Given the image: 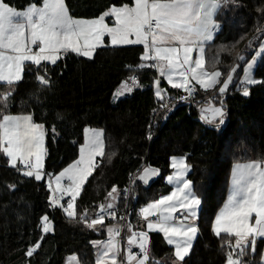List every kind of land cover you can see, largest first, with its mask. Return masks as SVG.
<instances>
[{"label":"trees","instance_id":"obj_1","mask_svg":"<svg viewBox=\"0 0 264 264\" xmlns=\"http://www.w3.org/2000/svg\"><path fill=\"white\" fill-rule=\"evenodd\" d=\"M7 2L23 9L33 0ZM123 3L131 4V0H65L74 18H94L109 6ZM261 8L264 0H232L219 10L215 17L219 29L205 44L203 57L207 70L221 71L220 84L234 72L231 82L224 94L218 92L220 84L207 91L195 90L189 99L190 108L176 103L165 121L169 109L162 106L164 98L180 97L185 92L169 87L154 67L141 61L142 45L105 44L97 48L92 59L69 52L55 65L42 62L40 73L48 69L50 87L38 84L37 66L27 63L22 80L14 85L8 112L31 114L34 122L45 125L44 177L40 181L26 177L22 166L12 168L5 157H0V264H64L71 254L77 255L80 264H95L91 242L104 236L103 227L111 221L89 229L79 215L87 210L88 218L93 217L116 186L119 195L114 210L126 206L132 229L144 230L139 209L170 190L164 178L171 171L170 158L176 155L184 156L190 165L187 177L202 200L196 220L198 234L183 264H226L229 246L225 241L234 244L235 238L224 233L218 237L211 226L226 199L231 166L264 158V83L246 85L248 96L239 85L243 65L264 40ZM142 63L147 66L140 68ZM132 76H136V87L113 101L116 88ZM253 77L264 81V51ZM156 80L164 94L162 99L154 90ZM7 89V84L0 83V92ZM37 92L39 103L34 96ZM207 98L223 106L222 124L220 118L212 124L196 119L201 99ZM86 127L102 130L105 155L96 158V167L75 201L77 217L70 219L63 203L51 206L45 177L77 158ZM143 165L159 171L147 185L136 177ZM129 180L130 195L125 200L122 187ZM42 216L52 222L51 232L41 231ZM147 235L149 264H173V249L161 233L148 231ZM37 241L40 246L27 257L25 252ZM263 248L264 238H258L254 256L249 248L243 259L260 264Z\"/></svg>","mask_w":264,"mask_h":264},{"label":"snow or ice","instance_id":"obj_2","mask_svg":"<svg viewBox=\"0 0 264 264\" xmlns=\"http://www.w3.org/2000/svg\"><path fill=\"white\" fill-rule=\"evenodd\" d=\"M230 2L232 0H131V4L111 5L98 17L83 19L70 15L65 0H33L23 10H17L7 0H0V82L8 85L7 90L0 92V153L7 158L8 165L17 169L19 165H24V176L34 177L37 181L42 179L46 154L45 125L34 122L31 114L12 115L8 112L14 85L22 80L26 62L37 66L38 84L50 87L48 69L45 67L44 72L40 73L42 62L55 65L63 54L69 52L92 59L107 36L113 46L143 45L141 61H154L151 67L165 76L173 88H185L192 95L193 90L189 88V84L190 81H195L207 91L215 88L222 73L219 70L208 72L205 69L204 45L213 40L214 32L219 29L215 20L217 13ZM258 11L264 16V8ZM106 17L114 20L111 26L105 22ZM33 46H36L35 49ZM194 48L199 49L195 66L191 62ZM261 50L264 51V44L261 45ZM146 66L142 63L139 67ZM244 71L247 85L264 83L253 77V62H249ZM173 75H178L180 81H174ZM131 79L136 83L135 77ZM231 79L230 72L219 87L220 94L225 93ZM158 83L157 81L156 96L162 99ZM124 87L131 91L126 85ZM243 95H249L248 87H244ZM34 96L39 103V93ZM218 117L222 124V105L216 107L208 104L201 109V119L206 123L211 124ZM88 131L85 129L86 134ZM103 155L105 144L102 133L93 130L91 136L86 135L85 143L80 147L79 159L55 177L56 188L53 195L49 196L51 206L60 205V197L55 193L69 195L71 199L64 212L68 218L75 219L77 212L74 202L96 167L95 157ZM171 160V167L175 171L167 177V181L175 184L173 191L141 207L139 215L147 222L149 230L162 232L167 243L174 247L173 264H183L198 232V226L193 221L198 219L202 200L193 182L186 178L190 165L185 162L184 157L173 156ZM157 174V169L146 167L139 179L147 185L150 177ZM64 179L69 181L66 187L61 184ZM52 183L50 179V190ZM10 187L14 188L15 185ZM118 195L117 187L113 186L108 198L116 199ZM113 208L112 203L106 206L101 204L96 218L89 221L85 210L79 215V220L87 228L94 229L103 224L105 212L115 218ZM178 208L186 213L181 221H176L173 217ZM150 217H156L155 221L150 220ZM41 220L42 231H51L48 217L44 216ZM128 227L131 232L128 245H135L139 253L132 251L131 247L121 253L115 240V236L120 235V229L109 227L108 241L91 242L94 247L102 245L97 252L96 264H149L147 233H137L131 224ZM211 227L218 237L224 233L235 238L234 244L231 240L225 241L229 246L226 264H251L243 258L248 254L249 248L254 256L258 238H264V158L233 165L230 194ZM39 246L37 241L27 249L25 255L32 257ZM121 255L123 259L120 258ZM66 264H79L77 256H70ZM260 264H264V254L261 255Z\"/></svg>","mask_w":264,"mask_h":264},{"label":"rangeland","instance_id":"obj_3","mask_svg":"<svg viewBox=\"0 0 264 264\" xmlns=\"http://www.w3.org/2000/svg\"><path fill=\"white\" fill-rule=\"evenodd\" d=\"M112 25V23H110V26ZM214 34H215V32H214ZM133 39H134V37H132ZM209 42H211V41H209ZM209 42H206V43H209ZM205 43V44H206ZM262 44H264V40H262ZM261 44V45H262ZM104 45V44H103ZM109 45H111V43H109ZM127 45H141V44H127ZM261 45L258 47V49H257V51H256V53L253 55V57L252 58H250L244 65H243V69H242V74H241V77H240V79H239V85L240 86H246L247 84H246V82H245V71H244V69H245V67H247V65H248V63L249 62H253V69H254V67H255V64H256V62H257V60H258V58H259V55H260V53H261ZM143 46V45H142ZM204 47H205V45H204ZM143 52H144V47H143ZM199 54V49L198 48H194V51H193V53H192V60H191V62H192V64H193V66H195V58H196V56ZM85 58H87V57H85ZM255 58V59H254ZM153 63H155L154 61H147L146 62V64H148V65H151V64H153ZM165 64H166V62H165ZM156 69V68H155ZM206 69V68H205ZM207 70V69H206ZM156 71H157V69H156ZM208 72H212V71H217V70H207ZM234 73V72H233ZM157 74H158V76H162L161 75V73L159 72V71H157ZM188 75L190 76L191 75V73H188ZM232 76H233V74H232ZM162 77H164V76H162ZM228 78V77H227ZM226 78V79H227ZM173 80L174 81H176V82H179L180 81V77L178 76V75H173ZM225 80V79H224ZM231 82V81H230ZM154 84V90H155V93H156V91H157V80L153 83ZM220 84V81H219V83L217 84V85H219ZM223 84V83H222ZM222 84H220L219 86H218V92H219V87L222 85ZM230 84V83H229ZM127 86V88H131V91H127L126 89H125V87L124 86ZM190 85H192L194 88H195V90H197V89H201V90H204V89H202V88H200V86L198 85V84H196V82L195 81H190ZM216 85V86H217ZM215 86V87H216ZM136 87V84L135 83H133V82H131V83H129V82H122L117 88H116V90L114 91V93H113V95H112V100L113 101H115V100H117V99H119V98H122V97H124V96H127V95H129L131 92H132V90H133V88H135ZM158 87H159V89H160V86H159V83H158ZM178 89H181V90H184L185 88H178ZM161 90V89H160ZM208 104H213L214 106H216V107H220L221 105L219 104V103H217V102H215L212 98H209L208 99V102L207 103H204V102H202V103H200L199 105H198V108H199V118H201V109L202 108H204V107H206ZM12 115H24V114H12ZM219 119V117L215 120V121H213V123H215L217 120ZM203 122H205L204 120H203ZM212 124V123H211ZM85 129H88L89 131L87 132V134H86V132H85ZM84 129V134H83V141H82V143L79 145V148H78V156H77V158L74 160V161H72V162H70L68 165H66L63 169H65L66 167H68L70 164H73V162H75L76 160H78L79 159V157H80V147H81V145H83L84 143H85V138H86V135L87 136H91L92 134H93V130H95V131H98V132H101L102 133V130L101 129H99V128H94V127H86ZM102 138H103V134H102ZM1 156H3V157H5L4 155H3V153H0V157ZM45 157V156H44ZM98 157V156H97ZM97 157H95V160H96V158ZM6 158V157H5ZM6 160H7V158H6ZM95 162V161H94ZM20 166H22V172L24 171V170H26L25 168H24V165H20ZM146 167H148V166H146V165H143L142 166V168L140 169V171L137 173V174H141V172L143 171V169L144 168H146ZM62 169V170H63ZM61 170V171H62ZM61 171H59L58 173H56V174H52V175H50V176H47V177H45V179H46V182H47V185H49V180L51 179L52 181H53V183H52V188H51V190H50V196L51 195H53V192H54V190H55V188H56V184H55V177L61 172ZM42 172H43V169H42ZM44 177V173H43V175H42V178ZM154 177V176H153ZM153 177H152V179H153ZM188 178V177H187ZM152 179H150V181L152 180ZM63 181H67V179H64V180H62L61 181V184L62 185H64L65 187L68 185V184H64L63 183ZM149 181V182H150ZM67 182H69V181H67ZM48 188H49V186H48ZM117 192H118V188H117ZM58 197H60V202L61 203H63V211H64V208L65 207H67V203H68V201L71 199V197L69 196V195H66V194H64V195H62L61 193H55ZM115 201H116V199H109L108 198V196L106 197V199H105V201H104V204L105 205H107L108 203H112L113 205L115 204ZM75 203V202H74ZM65 213V212H64ZM42 217H44V216H42ZM41 217V218H42ZM50 223H49V226H50V228H51V231H52V229H53V225H52V222L51 221H49ZM115 225L116 224H114L113 222H110V223H107L104 227H103V229H104V232H105V234H104V236L102 237V238H97V239H94L93 241H102V242H105V241H108L109 240V233H108V228L109 227H115ZM117 226V225H116ZM129 224H125V226H124V228H123V230H122V233H121V236L120 235H118V236H115V240L117 241V245H118V247L120 248V250H121V253H123L124 252V250H125V247H126V245L128 244V237L131 235V232L129 231ZM42 227H43V223H42V220H40V228H41V231H42ZM116 228H118V227H116ZM51 231H49V232H51ZM43 232V231H42ZM136 232L137 233H139V231H137L136 230ZM120 236V237H119ZM92 246H93V244H92ZM102 247V245H98V246H96V247H94L93 246V251H94V261H95V264H96V260H97V252H98V250L100 249ZM131 247H132V251H134V252H136L137 253V251H139V249L135 246V245H131ZM73 254H71V255H67L66 257H65V259H64V264H66V262H67V260H68V258L70 257V256H72ZM76 255V254H75ZM77 256V255H76ZM121 259H123V255H121V257H120ZM77 259H78V257H77ZM78 261H79V259H78ZM173 262H174V260H173ZM79 264H80V262H79Z\"/></svg>","mask_w":264,"mask_h":264},{"label":"crops","instance_id":"obj_4","mask_svg":"<svg viewBox=\"0 0 264 264\" xmlns=\"http://www.w3.org/2000/svg\"><path fill=\"white\" fill-rule=\"evenodd\" d=\"M27 7V6H26ZM25 7V8H26ZM24 9V8H23ZM23 9H17V10H23ZM98 17V16H97ZM95 18V17H94ZM83 19H92V18H83ZM105 22L106 23H108L109 25H110V23H114V20L112 19V18H110V17H106L105 18ZM216 33V32H215ZM215 35V34H214ZM109 43H110V39L106 36L105 37V39H104V45L105 44H108L109 45ZM35 47L36 46H33V48L35 49ZM143 47V46H142ZM27 63H30V62H26V64ZM31 64V63H30ZM162 80H164L165 81V83L169 86V87H172L171 86V84L168 82V80L165 78V76L164 77H162V76H159ZM0 83H3V82H0ZM4 84H6V83H4ZM245 87V86H244ZM185 90V89H184ZM161 93H163V91L161 90ZM173 157V156H172ZM175 157H184V156H180V155H176ZM185 159V158H184ZM186 162V161H185ZM248 162V161H247ZM237 163H246V162H237ZM171 164H172V160H171V158H170V168H171V171H170V173H168L166 176H165V178H164V181L170 186V190L167 192V193H164V194H161V195H159L158 196V198L157 199H159L162 195H168V194H170L172 191H173V188L175 187V184H169L168 183V181H167V177L168 176H170V175H172L173 174V172L175 171L172 167H171ZM234 164H236V163H234ZM234 164H232V166H231V170H230V179H229V186H228V191H227V195H226V199H225V201H224V203H223V205L221 206V208H223V206L225 205V203H226V201H227V199H228V196H229V194H230V191H231V186H232V168H233V165ZM189 171H190V168H189ZM189 171H188V173H189ZM143 172V171H142ZM141 172V173H142ZM188 173H186L185 175H186V178H187V175H188ZM139 174H137L136 175V177H138L139 178ZM153 177V176H152ZM152 177H150V179H152ZM188 179V178H187ZM140 180V179H139ZM141 181V180H140ZM64 182V181H63ZM66 182V184H68L69 182H67V181H65ZM143 182V181H142ZM118 193H119V190H118ZM118 197V196H117ZM117 197H116V201H115V204H114V207H115V205H116V203H117ZM147 205V204H146ZM106 206V205H105ZM145 206V205H144ZM220 208V209H221ZM114 209V208H113ZM220 209L218 210V212L220 211ZM198 211H199V209H198ZM218 212L216 213V215L218 214ZM184 215H186V213L182 210V209H177V212L176 213H173V217H174V219L176 220V221H181L182 220V218H183V216ZM216 215H215V217H216ZM215 217H214V220H215ZM150 220H152V221H155V219H156V217H150L149 218ZM140 220H141V225L143 226V229L145 230V231H155V232H159V233H161V235L163 236V238H164V240H165V242L167 243V240L165 239V237H164V234L162 233V232H160V231H157V230H149L148 229V227H147V222L142 218V217H140ZM213 220V221H214ZM111 222H113L114 224H116L117 225V223L115 222V221H111ZM110 223V222H109ZM193 223H195L196 224V221H193ZM115 225V227H117ZM197 234H198V232H197ZM197 236V235H196ZM196 238V237H195ZM195 238L193 239V241L195 240ZM193 243V242H192ZM167 245H169L168 243H167ZM170 247H172V249H173V253H174V247L172 246V245H169ZM129 247H131V246H129L128 244L126 245V247H125V249L126 248H129ZM131 249H132V247H131ZM262 254H264V248H263V250H262ZM174 260H175V257H174Z\"/></svg>","mask_w":264,"mask_h":264},{"label":"built area","instance_id":"obj_5","mask_svg":"<svg viewBox=\"0 0 264 264\" xmlns=\"http://www.w3.org/2000/svg\"><path fill=\"white\" fill-rule=\"evenodd\" d=\"M132 77H135V79H136V76H132ZM132 77L127 78L124 81L131 83V82H133L131 79ZM189 88H191L193 90V93H194L195 88L190 84H189ZM184 92H185L184 95H182L180 97L173 96L170 99L164 98L163 104H162L163 108L165 110L170 109L171 107H173L178 102L189 101V99L192 97L193 94L189 95V92L186 89L184 90ZM163 97H164V94L162 93V98ZM208 99L209 98L201 99V100H202V102L207 103ZM63 183L66 184L65 181ZM130 189H131V180H129V182L124 187H122V193L124 195L125 200H127L129 195H130ZM113 211H115V210L113 209ZM115 213H116L115 218H113L112 216L108 215L107 212H105V219L103 220V222L115 221L117 223V227L120 229V236H121L122 230H123L125 224L127 223V220L129 219L130 212H129V209H127L125 206L123 209L115 211ZM121 217H123V219H121ZM94 218H96V214L93 217H89V221L91 219H94ZM137 253H139V251H137Z\"/></svg>","mask_w":264,"mask_h":264},{"label":"water","instance_id":"obj_6","mask_svg":"<svg viewBox=\"0 0 264 264\" xmlns=\"http://www.w3.org/2000/svg\"><path fill=\"white\" fill-rule=\"evenodd\" d=\"M233 74H234V73H233ZM181 104H182V105H186V106L188 107V109H189L190 106H191V102H190V101H184V102H182ZM177 106H178V105L171 107V108L166 112V114L164 115L163 121H165V120L167 119L168 115H169V114L172 112V110L175 109ZM196 119H197L199 122H203V120H202L201 118H199V117H197ZM158 174H159V171H158ZM158 174L155 175V176L153 177V179H152L148 184H150L153 180H155V179L157 178ZM133 199H134V201L136 200V197H135L134 194H133ZM127 222H128V224H130V223H129V220H127ZM131 226H132V225H131ZM137 231H139V232H140V231H144V232L147 233V231H145V230H137Z\"/></svg>","mask_w":264,"mask_h":264}]
</instances>
